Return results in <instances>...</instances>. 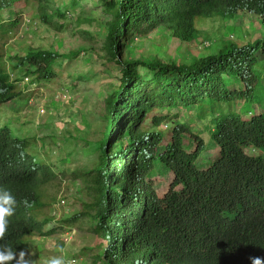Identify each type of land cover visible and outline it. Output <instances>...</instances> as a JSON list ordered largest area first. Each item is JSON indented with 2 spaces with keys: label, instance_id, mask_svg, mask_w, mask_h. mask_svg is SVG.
Instances as JSON below:
<instances>
[{
  "label": "trees",
  "instance_id": "16d2710c",
  "mask_svg": "<svg viewBox=\"0 0 264 264\" xmlns=\"http://www.w3.org/2000/svg\"><path fill=\"white\" fill-rule=\"evenodd\" d=\"M102 1L112 18L105 50L122 78L107 103L108 131L95 161L71 175L89 202L64 228L89 223L105 249L97 259L104 264H251L252 257L264 258V38L228 43L190 66L129 60L132 41L161 29L190 44L200 24L216 18L264 26V0ZM25 2L45 25L63 27L57 19L66 13L58 0H2L0 11ZM20 20L0 19V59ZM37 54L29 63L33 73L39 67L38 83L61 77L58 54ZM14 90L0 68V107L9 103L21 112L30 101ZM240 103L244 108L237 111ZM177 108H196L202 119L211 118L218 153L207 166L199 164L207 146L201 135L162 114ZM164 124L169 135L159 130ZM12 135L8 127L0 129V146L14 161V173L0 175V187L17 199L4 244L21 251L30 237L54 235L56 228L48 231L50 220L39 212L49 207L50 188L62 187L67 174L28 152L30 141ZM158 164L166 170L163 189L151 180Z\"/></svg>",
  "mask_w": 264,
  "mask_h": 264
},
{
  "label": "rangeland",
  "instance_id": "374dc122",
  "mask_svg": "<svg viewBox=\"0 0 264 264\" xmlns=\"http://www.w3.org/2000/svg\"><path fill=\"white\" fill-rule=\"evenodd\" d=\"M52 1L47 0V5ZM72 1L58 0L66 13L63 19H57L59 24H63L61 29L42 23L38 14L26 5L27 2L0 11V19L7 23L21 19L20 33L15 35L16 40L11 41L9 54H20L32 47L58 54L62 64L58 69L64 68L61 77L31 87L30 96L24 93L23 101L32 99L28 106H22L23 111H15L12 104H7L0 111V126H10L13 133L17 132L28 144L31 142L29 152L38 160L52 165L61 176L67 174L62 187L50 188L49 207L39 212L41 219L50 220L48 231L56 228L55 233L50 237L27 240L30 242L25 256L28 264H46L48 258L57 255H62L66 264H104L97 259L104 255L105 249L98 236L91 233L89 223L81 228L80 225L64 228L63 224L79 211V206L89 202L80 181L74 183L71 175L97 157L98 141L101 134L108 131L107 103L120 86L122 68L117 62L109 61L105 50L106 29L112 18L106 13L104 2L79 0L73 4ZM232 22L220 18L205 21L200 24L198 39L190 44L183 43L166 29L145 39L136 38L129 45V60L176 62L190 66L197 60L219 54L228 43L247 45L264 38V26L259 23L242 18ZM14 34L15 31L10 37ZM66 56L69 58H64ZM4 65L10 70V58ZM260 68L264 84V66ZM237 86L240 88L241 84ZM261 106L264 110V104ZM243 108V103H240L236 110ZM256 111L261 112L258 107ZM162 112L178 117L176 122L190 126L194 133L201 135L207 146L199 164L207 166L218 153L212 140L211 118L202 119L196 108ZM170 128L164 124L159 130L169 135ZM126 140L127 137L123 143ZM157 167L151 180L157 189H163L167 180L166 170L162 164ZM60 247L64 248L63 253L59 252Z\"/></svg>",
  "mask_w": 264,
  "mask_h": 264
},
{
  "label": "clouds",
  "instance_id": "9594fccd",
  "mask_svg": "<svg viewBox=\"0 0 264 264\" xmlns=\"http://www.w3.org/2000/svg\"><path fill=\"white\" fill-rule=\"evenodd\" d=\"M19 33L20 31L19 29H17L15 31V34L12 36L13 39L10 36L7 39V44L3 49L2 57L0 59V68L2 70H5V72L9 76L11 83L14 84L15 93H21V95H24L25 93V95L30 96L32 95L28 94L30 88L39 84L37 81L38 78L36 76L39 67L35 69L36 73H33L34 70L32 69L29 61H32L31 58L35 57L36 55H38V52H42L43 50H34L32 47H28L25 51L20 54H9L7 52L8 47L11 41L16 40L15 35ZM9 58L11 61L10 70L6 69L4 65L5 60ZM34 62L40 63L38 59H36ZM20 87L22 88V90H20ZM4 106L0 107V111ZM4 127H8L10 129L13 134V138L19 137L21 140L25 141V139L20 137L17 132L13 133V129H11L10 126H0V129ZM28 146L30 148V145ZM0 150L2 151V153H0V175H3L4 177H6V175H12L14 173V161L12 155L10 152L6 151L2 146H0ZM27 151L29 152V149H27ZM16 204L17 199L15 197L14 191L10 188L0 187V264H28V261L25 260V256L26 252L29 250L30 247L29 241H27L28 247L22 248L21 251H15L11 246H7L4 244V238L6 236H9V226L15 213ZM59 252L63 253L64 248L60 247ZM250 259L251 264H264V258L252 257ZM46 264H66V260L63 258L62 255H57L48 258Z\"/></svg>",
  "mask_w": 264,
  "mask_h": 264
}]
</instances>
